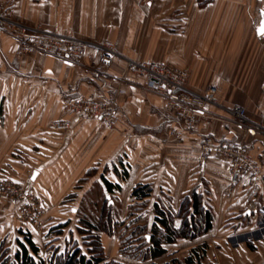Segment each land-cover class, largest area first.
I'll list each match as a JSON object with an SVG mask.
<instances>
[{
    "label": "crops",
    "instance_id": "0c3cea01",
    "mask_svg": "<svg viewBox=\"0 0 264 264\" xmlns=\"http://www.w3.org/2000/svg\"><path fill=\"white\" fill-rule=\"evenodd\" d=\"M0 6L23 24L109 42L131 60L184 70L196 92L216 87L218 104L207 107L214 121L184 130L182 141L169 139L180 127L174 114L144 77L125 76L122 60L105 68L94 49L79 64L23 56L17 41L0 31V264H19L23 227L33 230L37 258L45 264L77 249L87 254L76 213L97 189L117 209L119 222L135 225H152L157 203L177 214L184 199L202 195L213 227L169 246L161 263L185 260L205 245L201 262L217 257L227 264H264V224L258 225L264 216L257 212L264 208V130H245L224 111L242 107L264 128V46L258 41L263 0H155L148 6L141 0H0ZM116 98L114 130L96 119L74 120L69 131L51 127L71 118L69 100ZM203 136L244 145L261 168L258 185H250L248 176L232 185L230 162L216 153L202 162ZM8 180L39 201V226L19 219L20 202L3 192ZM139 185L152 188L141 206L132 198ZM174 221L179 228L182 220ZM101 235L107 261L140 264L121 256L119 238Z\"/></svg>",
    "mask_w": 264,
    "mask_h": 264
},
{
    "label": "built area",
    "instance_id": "2783aa9c",
    "mask_svg": "<svg viewBox=\"0 0 264 264\" xmlns=\"http://www.w3.org/2000/svg\"><path fill=\"white\" fill-rule=\"evenodd\" d=\"M155 0H141L144 5H151ZM264 3V0H263ZM0 31L12 37L19 44V51L23 56H54L63 62L79 64L88 49L100 53V64L111 68L116 60L125 63V76L132 72L146 79L147 88L155 95L162 98L180 126L169 133V139L182 141L186 135L184 130H194L200 122L215 120L207 112L208 106H217V88L209 87L205 92L199 93L188 85V73L171 65L157 63H140L122 56L109 42L85 40L71 35L51 32L42 26H30L16 20L14 12L9 8L0 6ZM258 41L264 46V35L259 34ZM124 91L120 87L119 93ZM66 109L71 118L56 121L52 124L55 131H69L74 120H98L106 129L114 130L118 123L117 98L113 101L103 100H69ZM224 111L238 119L245 130L262 132L261 124L252 122L246 116L244 108L235 106L224 108ZM202 151L201 161L204 162L216 153L230 162L231 184L236 185L243 176H248L252 186L258 185L261 177V168L252 159L246 147L233 141L215 140L211 136L200 138ZM4 195L20 202L17 215L20 220L40 225L44 212L39 201L29 193L25 187L8 180L3 186ZM257 212L264 216V208ZM263 220L258 225L262 226ZM205 264H224L215 257Z\"/></svg>",
    "mask_w": 264,
    "mask_h": 264
},
{
    "label": "trees",
    "instance_id": "16d2710c",
    "mask_svg": "<svg viewBox=\"0 0 264 264\" xmlns=\"http://www.w3.org/2000/svg\"><path fill=\"white\" fill-rule=\"evenodd\" d=\"M107 187L111 189L112 185L108 184ZM114 188L118 189L119 186L117 185ZM151 194L152 188L150 185H139L134 188L132 198L135 200V204L141 206L151 197ZM103 208H105V204ZM155 213L152 225H136L133 228L131 237H128L125 241L122 240L120 253L123 258L140 264H204L207 262V260L201 262L203 258L201 254L205 252V245L194 249L192 254L185 260L175 259L166 263H161L160 261L167 254L169 246L174 245L181 239L194 240L207 233L213 227V215L210 210L206 209L202 195L194 194L192 198L184 199L177 214L158 203L155 204ZM105 216V218L104 216L101 218L98 225H93L85 219H80L82 228L79 232L86 236L87 254H81L79 249H77L72 253L69 252L66 255L58 256L55 262L51 261L50 264H126L117 260L107 261L108 258L102 244L101 234L111 237L116 235L118 217L110 211ZM175 218L182 220L179 228L175 227ZM61 227L59 226L57 229ZM32 233L33 230L29 227H23L20 230L23 241L19 240L17 242L21 250V253H18L16 257L19 264H45L43 259L37 258L39 248L33 241ZM0 248L3 249L4 245L0 246Z\"/></svg>",
    "mask_w": 264,
    "mask_h": 264
},
{
    "label": "rangeland",
    "instance_id": "374dc122",
    "mask_svg": "<svg viewBox=\"0 0 264 264\" xmlns=\"http://www.w3.org/2000/svg\"><path fill=\"white\" fill-rule=\"evenodd\" d=\"M101 195H103V194H101V192H99V190L97 189V191L95 193H92L90 195V197H89L90 200H91L90 203L85 205V207L83 209H79V210L77 209L78 211H77L76 215L79 218V220L80 219H85L86 221L92 223L93 225L94 224L98 225V223L100 222L101 218H103V216L105 218L106 217L105 215H107V212H109V211L112 212L113 215H115L117 217L119 216L117 209L115 210V208L113 209L111 206H110L111 208H109L107 206L108 202H106L107 198L104 197L103 199H101ZM102 203L105 204V208H103ZM140 214L141 213H139V215ZM135 217L137 218V216H135ZM139 223L142 224V223H144V221L143 220L142 221L139 220ZM135 226L136 225L132 222L131 219H128V220H126V221H124L122 223L118 221L117 226H116V235H114V236L119 238L120 245L122 243V240L125 241L126 239H128V237H131L133 228H135ZM81 236H83V235L81 234ZM81 243H82L81 244V248L83 250H87V243H85V242L84 243L81 242ZM14 247H16V246H14ZM74 248H75V246L71 245V250H73ZM224 264H227V263H224Z\"/></svg>",
    "mask_w": 264,
    "mask_h": 264
},
{
    "label": "snow or ice",
    "instance_id": "6c2138e0",
    "mask_svg": "<svg viewBox=\"0 0 264 264\" xmlns=\"http://www.w3.org/2000/svg\"><path fill=\"white\" fill-rule=\"evenodd\" d=\"M261 35H264V28L261 29Z\"/></svg>",
    "mask_w": 264,
    "mask_h": 264
}]
</instances>
